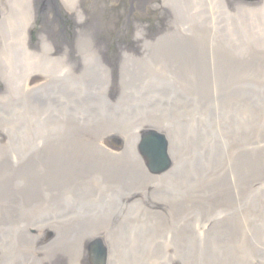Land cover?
Returning a JSON list of instances; mask_svg holds the SVG:
<instances>
[{
	"label": "rangeland",
	"instance_id": "1",
	"mask_svg": "<svg viewBox=\"0 0 264 264\" xmlns=\"http://www.w3.org/2000/svg\"><path fill=\"white\" fill-rule=\"evenodd\" d=\"M4 1L0 101L7 109L0 121V146L9 145L5 130L11 127L19 137L16 144L29 145V163L47 194L41 210L55 220L53 228L30 232L35 242L29 251L19 245L22 260L12 264H26L28 253L36 254L55 227L68 230L79 243L85 240L76 231L84 215H54L49 206L56 198L80 203L75 191L106 210L108 201L119 200L117 210L109 209L94 225L88 222L91 237L102 238L110 250L111 264H264V6L237 0H159L165 18L131 28L135 41L119 45L113 64L103 57L101 43L105 31L117 27L94 17L101 9L94 0H66L81 25L69 46L48 32L37 44L31 42L27 0ZM124 3L117 0L111 10L119 11ZM246 9L251 17L244 15ZM99 28L103 40L96 35ZM27 62L26 72L15 67ZM55 79L64 83L53 90L62 89L58 95L66 99L57 106L36 107L24 99L25 80L31 98L39 89L31 83L41 86ZM153 80L171 84L182 92L180 98L171 104L167 96L140 98L120 125L138 119L140 126L170 124L183 178L148 183L140 175L126 191L116 170L138 168L126 150L113 147L124 137L99 132L68 100L101 98L103 109L109 92H116L118 102H130L145 88H154ZM169 113L170 118L165 116ZM39 154L44 157L36 158ZM70 252V264H79Z\"/></svg>",
	"mask_w": 264,
	"mask_h": 264
},
{
	"label": "bare ground",
	"instance_id": "2",
	"mask_svg": "<svg viewBox=\"0 0 264 264\" xmlns=\"http://www.w3.org/2000/svg\"><path fill=\"white\" fill-rule=\"evenodd\" d=\"M63 1V2H62ZM5 1L0 0V5ZM29 7L26 10V16L31 19V21L35 18L37 12L40 11L41 8H44L45 11H41L40 15L43 20L41 22H48L49 19L54 17L56 11L63 10L62 3L68 9L70 8V4L66 0H55L53 4V0H27ZM56 3V6H54ZM257 4H261L264 6V0H259ZM152 8L156 10V13L152 14L151 17L157 21L165 18L164 12L161 10V6L159 4V0L155 2V4H151ZM68 14H72V10H65ZM24 12L19 15L24 16ZM148 14H145L147 16ZM244 15L246 17H251L250 13L244 11ZM0 16H5V13L0 11ZM256 17H261L260 13L256 15ZM75 26L80 30V24L76 17ZM180 52H184L180 47ZM193 53V52H192ZM190 53V54H192ZM21 67L25 72L29 70V62L26 64H22ZM37 89L41 94L38 95V98L31 97L29 98V82L24 83V87H22V95L25 97L24 99L28 100L30 104L33 106H40L42 108H50L51 106L61 102L62 100H66L65 98H61L57 92L53 91L50 96L54 98V102L47 99L42 88L47 87V85H39L37 81L32 84V88ZM68 101L76 103L78 107H81L80 98L77 100ZM7 109V108H6ZM5 110H2V106H0V121L1 114L4 115ZM99 132H104L102 127H98ZM5 133L8 135V146H0V245H12L13 242L8 241L9 236L16 233L18 226L24 223L22 230L20 231L21 238H17L16 241L29 243V234L26 232V229L31 225H36L40 229H43L45 226L49 228H53L52 220L46 218L49 217L42 210H36L37 207H30V204L33 199H37L39 197L46 196L47 194L43 191L40 185V177L39 175H29V145L26 147H20L16 143L19 140V137L16 135L15 130L11 127V129L5 130ZM105 133V132H104ZM137 139V138H136ZM172 155L176 156L175 153ZM19 158H23L21 163H18L16 160ZM99 158L98 156L93 161V167L96 168L97 162ZM116 174L125 178L126 181L133 184L136 179L140 178V175L145 178L148 183L155 182L156 179L152 177H148L138 171H131L129 169H118L116 170ZM53 177V175H52ZM52 179V178H51ZM30 184V186H29ZM31 188V191H29ZM63 205V204H62ZM50 210H53L50 207ZM58 239H61L60 236H57ZM63 240L62 243L58 245H52L45 248V252L49 255H52L56 258L67 255L68 251L64 248H69L73 251V253L77 254L75 250H73L72 245L68 243L66 239ZM34 243V241H30V246ZM59 248H63L62 253L59 252ZM40 250V246L38 247Z\"/></svg>",
	"mask_w": 264,
	"mask_h": 264
},
{
	"label": "water",
	"instance_id": "3",
	"mask_svg": "<svg viewBox=\"0 0 264 264\" xmlns=\"http://www.w3.org/2000/svg\"><path fill=\"white\" fill-rule=\"evenodd\" d=\"M47 99L50 101L54 100V98H47ZM93 101H98V100H93ZM158 143H160V141H158ZM155 149H159V146H157L156 144L147 145L145 148H143V153L148 159H150V161L153 162L158 160V162H160V164L153 165V167L151 168V171L153 173H158L163 170H166L169 167V165L168 162L166 161L165 152L163 150L160 151V154L163 157V159H161L160 156L155 154Z\"/></svg>",
	"mask_w": 264,
	"mask_h": 264
}]
</instances>
